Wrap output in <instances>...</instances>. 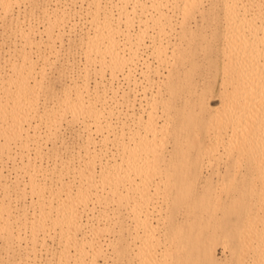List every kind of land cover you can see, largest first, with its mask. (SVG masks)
I'll list each match as a JSON object with an SVG mask.
<instances>
[{"label":"bare ground","instance_id":"bare-ground-1","mask_svg":"<svg viewBox=\"0 0 264 264\" xmlns=\"http://www.w3.org/2000/svg\"><path fill=\"white\" fill-rule=\"evenodd\" d=\"M20 1L0 0L2 14ZM88 5L84 20L93 32L82 33L78 45L83 74L91 69L100 81L81 92L67 76L69 82L52 92L59 104L42 132V123L27 131L45 88L37 76L43 70L36 73L37 61L31 59L39 49L32 28L17 22L20 64L0 54V150L7 158L10 143L23 133L54 145L56 125L67 114L84 124L86 139L69 152L70 162L61 164L53 197L46 193L48 170L37 168L35 156L18 151L12 157L21 172L2 182L4 195L28 192L41 209L25 231L13 234L15 214L0 204L1 241L33 246L37 236L52 230L63 245L55 264H68V248H74L77 264H96L108 251L114 264H264V0H91ZM64 17L51 15L43 26L48 45L37 55L42 62L58 52L53 43L59 34L52 28ZM205 66L214 74L219 67L220 101L213 109L207 105L212 87ZM141 81L152 84L148 92L144 85L138 93ZM122 84L134 91L131 100ZM91 115L103 135L99 141L84 122ZM97 142L105 147L100 173L94 168L98 154H92ZM64 143L60 139L65 149ZM207 158L216 167L204 176ZM63 173L76 183L70 185ZM95 204H110L112 215L77 237L92 220ZM219 239L230 251L225 263L213 254Z\"/></svg>","mask_w":264,"mask_h":264},{"label":"rangeland","instance_id":"rangeland-1","mask_svg":"<svg viewBox=\"0 0 264 264\" xmlns=\"http://www.w3.org/2000/svg\"><path fill=\"white\" fill-rule=\"evenodd\" d=\"M90 3L91 0H23L18 4H14L12 6L11 13L6 16L2 14L0 7V54L2 56L4 55V59L8 57L7 55H11L12 57L10 59L11 61H14L13 65L20 64L22 61V57L18 54V48H20L22 44L20 42V35L18 32L19 27H17L18 21L22 23L21 25L23 27L26 26L25 29L29 27L27 31L32 28L29 32H33V34L30 33V35H32V39L35 40L34 42L39 45V49H36V51L34 50V53L32 52L33 54L31 53L32 56H30L32 61H34V64L37 61V65L35 64V67L38 68H36L35 72H42L43 70L41 77L39 78V73H37V76L38 80L43 82L42 84H44L45 88H42L37 96L39 98L37 104L38 115H36L35 118L29 119L31 124L27 126L28 133L32 130V126L38 123H42L39 126V130L41 132L44 130V124L46 120L48 121V116L59 104V100L52 96V92L53 90L57 91L61 85H65L66 81L69 82L70 79L67 78V76H73V81L70 80L69 82L71 83L70 85H72L71 88L79 89L81 92L86 91L84 88L93 89L94 82L100 81V77L93 74L94 72L92 73L91 69H88L89 72L87 71V74H83L85 71L83 68L85 57L78 45L79 36L87 29L91 30L88 26V21L85 22L84 20L85 12L87 8L89 9L88 4ZM54 14L65 15L64 20L55 24L52 28L54 35H57V33L59 34L58 37L55 36L56 38L54 39L53 44L56 48L60 47L57 49V53L52 54L53 56L49 55V58H43L42 62V57L38 58L37 55L40 56V53L42 55L41 51L44 50L45 45H48L47 40L43 38L44 33L42 32V29L43 26L47 24V21L51 20L49 19L50 16ZM117 24L119 25L118 30L121 31L124 28L123 22L120 21ZM89 32L92 33L93 30ZM117 34L118 33H115L114 35ZM41 37L42 41H40ZM43 52H46V50ZM44 60L46 63H44ZM218 63L219 62L217 61V65ZM41 64L43 66H41ZM154 65L155 64H152V66ZM219 67L215 69L217 74H214V70L212 68L207 69L205 66L207 69L205 81L209 82L212 87L211 94L207 99L209 109L217 108L220 101L218 95V85L220 83ZM39 68H41V70ZM37 69L39 70L37 71ZM84 75H87V77H84ZM141 82L142 84L138 85L136 88L138 93L140 92L139 87H144V85H146V81ZM148 84H150V86ZM148 84L145 86L147 88V92L149 91V88L152 87L150 82ZM121 87L122 89L126 88V99L131 100L133 98L134 91L130 92L128 85L126 84H122ZM98 90L101 91V87L98 88ZM106 93H108V91ZM106 97L107 96H105V98ZM67 116L64 119H61L56 125L59 133L57 132L58 138L54 141V145L51 144L52 141H46L44 138L39 140L40 143L31 141V138L29 140L25 139V133H23L20 138L15 139L13 140V143H10L11 149L9 158L6 156V151L0 150V171L2 172L0 177V204L5 205V208L11 210V213L15 214L14 221H17L16 218L21 219V221L18 219V222H14L12 219L11 230L13 234L25 231L24 228L30 224L29 221L32 215H39L41 205L38 203L35 196L29 194L28 192L20 197H17L11 192V190H9V197L4 195L1 188L2 182L13 179L16 172H21L15 168L17 165H15L12 161V157H17L18 151H25V153H27L30 157L35 156L37 168L42 171L48 170L47 173H49L46 193L51 197L55 196V185L52 187L53 189L51 186L60 175L58 172L61 170L60 166L64 165V162L66 164V160L67 162L70 160V158L67 159V155L70 157V153H73L74 150L80 149L83 141L86 140L85 135L83 134L84 124L80 122H73L70 120L68 114ZM94 120H96V116L91 115L90 117H87L84 122L89 127L95 141H99V138L103 137V135L100 132L95 131ZM95 122L97 123L99 120ZM60 139H63V142H65V149L60 145ZM95 145L96 146H94L92 154H98V159L95 160L94 168L97 173H100V170L103 169L102 165L104 163L99 159L103 156L105 147L104 144H101V142H97ZM39 149H42V153H38ZM90 149L92 150L93 148L90 147ZM3 153H5V155H3ZM207 161H209V163L208 167L204 170V176H209L211 170L216 167L215 160L207 158ZM54 167L56 168L54 169ZM62 177L64 179L67 178L66 180L70 182V185H74L76 183L73 181L74 179L71 180V178H74L73 176L71 177V174H68L66 177L65 173H63ZM23 180L27 187V183H29L28 177L24 175ZM80 206L81 205L78 207L79 210L81 209ZM111 209L110 204L106 206H97L95 204V208L93 210L94 216L91 218L92 220L86 224V228L82 229L77 237H82L84 233H86L87 236L90 224H95L97 220L103 219V215L105 214H110L111 216ZM21 213H26V218L29 219L24 220L23 215L20 216ZM16 215H19V217H16ZM123 215L119 217L125 221L127 218ZM24 221L26 225L24 224ZM151 221L153 222L154 220L151 219ZM47 232L48 234H40L37 236L36 238L38 239V242L36 241L33 246H31L32 243L29 241L27 245L21 243L20 246H17V244H11L9 246L3 243L0 238V264H55L58 256L61 254L63 245L56 236L55 232L52 230H48ZM108 237L110 238V236ZM227 246L228 245L223 244V241L219 239L213 247L214 257L220 263H225L230 260V251ZM73 251L74 248H68L66 250L65 257L68 259V262L66 261L68 264H77V261L74 260L76 258ZM106 254L107 257L104 259L98 258V262L96 264H114L115 259L114 256L111 255V252L108 251Z\"/></svg>","mask_w":264,"mask_h":264}]
</instances>
